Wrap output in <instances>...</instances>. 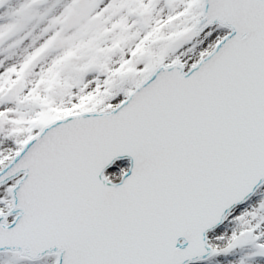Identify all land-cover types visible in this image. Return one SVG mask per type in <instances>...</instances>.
<instances>
[{
  "label": "snow or ice",
  "instance_id": "6c2138e0",
  "mask_svg": "<svg viewBox=\"0 0 264 264\" xmlns=\"http://www.w3.org/2000/svg\"><path fill=\"white\" fill-rule=\"evenodd\" d=\"M0 264H264V0H0Z\"/></svg>",
  "mask_w": 264,
  "mask_h": 264
}]
</instances>
